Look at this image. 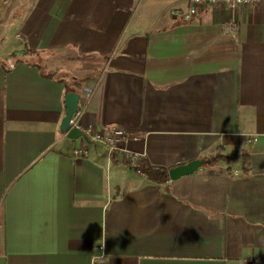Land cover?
Returning <instances> with one entry per match:
<instances>
[{"label":"crops","instance_id":"1","mask_svg":"<svg viewBox=\"0 0 264 264\" xmlns=\"http://www.w3.org/2000/svg\"><path fill=\"white\" fill-rule=\"evenodd\" d=\"M190 4L0 0V264H264V5ZM70 92L139 141L69 139Z\"/></svg>","mask_w":264,"mask_h":264},{"label":"built area","instance_id":"2","mask_svg":"<svg viewBox=\"0 0 264 264\" xmlns=\"http://www.w3.org/2000/svg\"><path fill=\"white\" fill-rule=\"evenodd\" d=\"M190 8L187 11L179 12L174 11V14L181 15L185 21H190L193 18L199 16L201 11L210 5L213 8H223L230 11H238L241 8H250L253 6H263L264 0H190ZM234 24L227 25L225 29L227 33L236 31ZM92 91L89 89L85 90L87 98L91 96ZM82 111L80 108L73 114L69 125L70 129H75L82 132L89 140L97 143H102L107 146L110 153L116 152L120 149L121 145H126L130 141H139L140 135L131 134L123 129L109 128L103 132H97L92 125L85 128L81 125ZM247 142L249 144H258L259 138L256 135L248 137ZM126 152V150H124ZM76 155L85 153L83 150H75ZM103 250V247L100 248ZM101 260H104V256H101Z\"/></svg>","mask_w":264,"mask_h":264},{"label":"water","instance_id":"3","mask_svg":"<svg viewBox=\"0 0 264 264\" xmlns=\"http://www.w3.org/2000/svg\"><path fill=\"white\" fill-rule=\"evenodd\" d=\"M81 96L75 92H70L67 94L64 104H65V116L61 122L60 130L63 133H66L68 138L71 140H77L79 138H83L87 142H89V139L80 131L75 129H70L69 122L73 116V114L78 110L79 108V102H80ZM202 160H194L192 162H189L188 164L180 165L177 167H174L169 170V178L170 180L174 181L177 180L183 176L191 175L198 171V169L203 165Z\"/></svg>","mask_w":264,"mask_h":264},{"label":"trees","instance_id":"4","mask_svg":"<svg viewBox=\"0 0 264 264\" xmlns=\"http://www.w3.org/2000/svg\"><path fill=\"white\" fill-rule=\"evenodd\" d=\"M69 91H73L70 89ZM140 172L150 181L156 184H165L169 178V170L165 168L142 167Z\"/></svg>","mask_w":264,"mask_h":264},{"label":"rangeland","instance_id":"5","mask_svg":"<svg viewBox=\"0 0 264 264\" xmlns=\"http://www.w3.org/2000/svg\"><path fill=\"white\" fill-rule=\"evenodd\" d=\"M15 38V31L12 29L11 31H10V34H9V36H8V38L5 40L6 42L7 41H12L13 39ZM13 47V45L11 46V45H9V44H7V45H0V60L2 59V55H6V54H8V53H10L11 52V48ZM3 60V59H2ZM1 60V61H2ZM0 61V62H1ZM64 63H66V62H64ZM42 65H43V62H42ZM83 91L81 90V93H82ZM78 141H81V142H84L85 143V140L83 139V138H79L78 139Z\"/></svg>","mask_w":264,"mask_h":264}]
</instances>
